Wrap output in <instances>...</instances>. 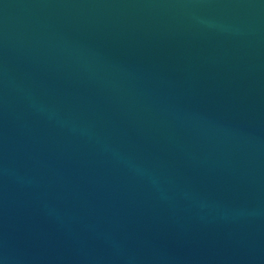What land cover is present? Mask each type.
I'll return each instance as SVG.
<instances>
[{
  "label": "water",
  "instance_id": "1",
  "mask_svg": "<svg viewBox=\"0 0 264 264\" xmlns=\"http://www.w3.org/2000/svg\"><path fill=\"white\" fill-rule=\"evenodd\" d=\"M0 264H264V0H0Z\"/></svg>",
  "mask_w": 264,
  "mask_h": 264
}]
</instances>
